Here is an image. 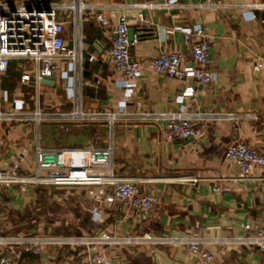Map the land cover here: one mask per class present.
I'll list each match as a JSON object with an SVG mask.
<instances>
[{
  "label": "crops",
  "instance_id": "obj_1",
  "mask_svg": "<svg viewBox=\"0 0 264 264\" xmlns=\"http://www.w3.org/2000/svg\"><path fill=\"white\" fill-rule=\"evenodd\" d=\"M22 1V0H11ZM72 2L73 0H48ZM77 34L81 39V65L72 68L64 60L55 70L54 80L35 84L36 67L27 59L14 60L19 76L0 89L9 91V100L20 97L29 111L39 104L43 111H70L75 101L83 110L112 109L122 116L112 126L105 122L64 124L47 121L36 128L30 122H0V161L25 146L31 150L38 132L39 143L47 148L104 147L113 145L115 174L136 179L142 191L156 195L157 201L147 220H142L128 204L107 205L88 195L96 186L35 185L25 191L19 185L0 186V234L39 233L57 237H92L107 233L116 237L166 236L185 239L192 234L225 238L246 234L244 225L264 223V180L237 179V165L225 157L226 148L240 140L264 156V9H243L264 0H180L182 8L151 9L141 4L156 0H81ZM207 3H225L212 9ZM101 12L109 21L104 26L95 19ZM73 12L59 15L69 21L64 28L67 43L73 42ZM120 15L133 30L129 47L132 60L142 73L134 78L128 95L121 77L113 75L109 49L112 27ZM142 20H141V19ZM142 21H150L147 29ZM200 25L211 37L209 68L215 79L198 84L187 77L177 79L150 71L152 57L162 49L182 53L191 65L189 45L177 26ZM163 33L159 34L156 28ZM261 64L259 69L255 65ZM30 72V80L21 75ZM50 81V80H49ZM10 86V87H8ZM191 87L193 94L185 93ZM125 101L122 110L119 106ZM2 108L10 106L2 102ZM235 112L239 118L202 123L198 137L167 141L165 121H141L137 114ZM264 175V168L258 175ZM219 190L215 191L214 188ZM98 205L93 220L91 207ZM165 253L173 264H203L180 241L164 244L147 242L129 245L51 244L40 253L20 251L17 264H88L86 255L105 252L112 264H168L155 250ZM211 264H264L261 252L246 244L209 245ZM1 257V253H0Z\"/></svg>",
  "mask_w": 264,
  "mask_h": 264
},
{
  "label": "built area",
  "instance_id": "obj_2",
  "mask_svg": "<svg viewBox=\"0 0 264 264\" xmlns=\"http://www.w3.org/2000/svg\"><path fill=\"white\" fill-rule=\"evenodd\" d=\"M151 9L182 8L180 0H156L141 4ZM225 3H207L205 7L214 10L226 7ZM84 3L81 0L72 2H50L48 0H0V79L6 73L11 60L27 59L36 67L35 84H39L43 76L50 77L60 67L62 61L71 60L73 67L81 65V39L77 34L80 23L81 10ZM243 9H264V4H246ZM73 12L72 23L75 35L72 47L63 35L65 25L69 22L60 20L59 15ZM95 19L104 26L109 25L108 19L99 11ZM141 19V18H140ZM142 20V19H141ZM147 29L152 28L150 21H142ZM128 22L124 15H120L112 27V39L109 49L111 71L113 75L121 77V87L128 95L133 84L131 81L142 73L139 64L132 60L129 52L131 41L128 37ZM183 35L185 43L189 45L191 65L186 63V57L177 51L162 49L152 57L149 69L155 74L183 79L190 77L198 84L207 85L215 79L214 72L209 68V43L211 37L200 25L177 26ZM157 33L163 30L156 28ZM79 33V32H78ZM261 64L257 63L255 69ZM30 80V72L21 75V81ZM185 93L192 95L193 90L187 87ZM2 102L9 104L8 109L2 108ZM125 101L119 106L122 110ZM122 116V113L112 109L85 111L80 101L76 100L70 111H43L38 103L36 108L29 111L27 104L20 98L9 100L6 90L0 89V122L24 123L30 122L36 128L47 121L68 123L105 122L112 126ZM141 121H165L164 137L167 141L198 137L202 132V123L210 120H235L239 116L235 112L190 113L176 111L171 113H151L142 111L137 114ZM31 148L33 159L27 155L25 146L15 155L0 161V186L10 187L19 185L25 191L28 186L35 185H83L96 186L90 188L88 195L102 199L109 206L117 203L128 204L142 219L147 220L157 201L155 194L142 191L138 181L133 178L115 174L113 169V145L110 141L104 147L84 148H47L39 143L38 132ZM225 157L233 161L238 167L237 179L264 180V175H258L264 168V156L255 148L243 141H233L225 150ZM215 191L219 188L215 187ZM98 205L91 207L93 220L98 218ZM246 234L225 238H210L192 234L185 239H172L166 236L145 234L142 236L116 237L102 233L92 237H57L47 234L46 229L39 233L24 235L0 234V264H17L20 251L40 253L44 246L51 244H98V245H129L137 243L164 244L180 241L189 250L197 254L203 264H211L214 254L209 245L215 242L223 244H246L257 248L261 252L264 263V223L259 226L244 225ZM88 264H112L111 257L105 252H94L86 255Z\"/></svg>",
  "mask_w": 264,
  "mask_h": 264
},
{
  "label": "trees",
  "instance_id": "obj_3",
  "mask_svg": "<svg viewBox=\"0 0 264 264\" xmlns=\"http://www.w3.org/2000/svg\"><path fill=\"white\" fill-rule=\"evenodd\" d=\"M7 74V77H5L3 80H2V84H9L12 80H15V78H17L19 76V71L17 70V67H16V63L14 62V60H11L10 63H9V66H8V69L6 71ZM10 87V86H8ZM9 92V91H7ZM9 95V93H8Z\"/></svg>",
  "mask_w": 264,
  "mask_h": 264
},
{
  "label": "water",
  "instance_id": "obj_4",
  "mask_svg": "<svg viewBox=\"0 0 264 264\" xmlns=\"http://www.w3.org/2000/svg\"><path fill=\"white\" fill-rule=\"evenodd\" d=\"M128 37H129V40L130 41H132V38H133V30L132 29H128ZM72 47V43H71V41L68 43V48H71ZM210 54V53H209ZM50 80V81H49ZM53 80H54V76H50V77H47V76H43L42 77V79L40 80V82H50V83H52L53 82ZM155 253H158L159 255H161L166 261H167V263L168 264H173V262L172 261H170L167 257H166V255H165V253H163V252H161V251H159V250H155Z\"/></svg>",
  "mask_w": 264,
  "mask_h": 264
}]
</instances>
